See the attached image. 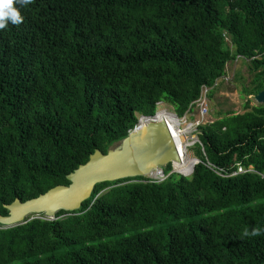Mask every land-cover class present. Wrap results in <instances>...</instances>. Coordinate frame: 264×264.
Here are the masks:
<instances>
[{
    "label": "trees",
    "instance_id": "1",
    "mask_svg": "<svg viewBox=\"0 0 264 264\" xmlns=\"http://www.w3.org/2000/svg\"><path fill=\"white\" fill-rule=\"evenodd\" d=\"M0 30V214L106 154L158 102L182 117L245 63L242 113L200 125L190 177L98 183L74 211L0 224V264H264V0H33ZM40 214V217H43ZM32 217V218H31ZM31 218V219H30ZM259 228L258 236H244Z\"/></svg>",
    "mask_w": 264,
    "mask_h": 264
},
{
    "label": "water",
    "instance_id": "2",
    "mask_svg": "<svg viewBox=\"0 0 264 264\" xmlns=\"http://www.w3.org/2000/svg\"><path fill=\"white\" fill-rule=\"evenodd\" d=\"M252 99L256 104L264 105V87ZM179 139L185 141L183 136ZM118 143L119 149L109 150L106 154L95 150L87 163L66 176L68 185H56L35 198L24 202L15 199L6 205L8 215L0 214V224L11 227L25 223L30 215L54 218L60 210H78L98 183L146 176L170 162L180 161L178 146L164 121L144 123Z\"/></svg>",
    "mask_w": 264,
    "mask_h": 264
},
{
    "label": "built area",
    "instance_id": "3",
    "mask_svg": "<svg viewBox=\"0 0 264 264\" xmlns=\"http://www.w3.org/2000/svg\"><path fill=\"white\" fill-rule=\"evenodd\" d=\"M220 79L226 80V77L223 76ZM218 80L214 83V87H217ZM210 88L206 86H202L199 97L193 101L187 112L182 117H177L175 113L167 112L166 110H160L162 115H158L159 111H156L153 116H139L137 118V123L134 128L139 127L140 125L147 123L149 121H164L169 129L170 136L178 146V152L180 156L179 164L181 163L182 166L176 167L179 164H175V162H170L168 165H171L172 171L170 173L179 175L181 177H190L192 174L193 168L197 165H203L207 170L211 171L215 175L224 178L227 176L233 177L236 175H240L244 172H253V170L248 167L247 169L243 170L240 166H235V172L228 175L222 169H219L212 164L208 163L207 161L202 163L200 160L196 159L194 156L192 158L187 156L188 150H191L195 144H200L196 133L200 125L205 124L200 119H203L204 116L207 114V98L208 92ZM158 102L156 106L160 104ZM197 111L198 118H194L192 121H187L186 116L190 115L193 116L194 111ZM141 119H143V123L141 124ZM133 128V129H134ZM183 136L185 141L181 142L180 137ZM183 151V153L181 152ZM188 165L189 167H187ZM186 166V167H185ZM145 177V181L143 182H150V183H158L165 179V176L161 170L158 168L157 170L153 171L152 173L147 174ZM36 218H41L40 216H35ZM43 219V218H41ZM48 219V218H45ZM51 220V219H49Z\"/></svg>",
    "mask_w": 264,
    "mask_h": 264
},
{
    "label": "rangeland",
    "instance_id": "4",
    "mask_svg": "<svg viewBox=\"0 0 264 264\" xmlns=\"http://www.w3.org/2000/svg\"><path fill=\"white\" fill-rule=\"evenodd\" d=\"M225 77L226 80L218 79V86L213 91L212 97L207 98V114L204 116L203 119H200L204 123L212 122L215 119V114L219 110H232L236 113H242L243 111V104L245 102V98L241 96V88L242 86L248 85L250 80V76L247 71V67L245 63L239 61L238 59L234 62L228 63L225 67ZM253 95L249 96L250 104L257 105L253 99ZM166 110L167 112L173 113L172 109L165 103H160L159 106H156V111ZM155 111V112H156ZM197 111L195 110L193 116L187 115V121H192L194 118H198ZM137 118L140 116L139 114L136 115ZM120 143L114 144L110 147V150H117L119 149ZM192 150H188L187 156L192 158L193 157ZM188 166V165H187ZM170 165V170L171 169ZM170 171V172H171ZM40 216V215H34ZM41 218H48L53 219V217L43 216Z\"/></svg>",
    "mask_w": 264,
    "mask_h": 264
},
{
    "label": "clouds",
    "instance_id": "5",
    "mask_svg": "<svg viewBox=\"0 0 264 264\" xmlns=\"http://www.w3.org/2000/svg\"><path fill=\"white\" fill-rule=\"evenodd\" d=\"M33 0H0V30L7 27L8 22L14 25L23 23V17L20 10L16 7L19 5L21 8L31 4ZM261 234L259 228H254L251 233L245 229L244 236H258Z\"/></svg>",
    "mask_w": 264,
    "mask_h": 264
},
{
    "label": "bare ground",
    "instance_id": "6",
    "mask_svg": "<svg viewBox=\"0 0 264 264\" xmlns=\"http://www.w3.org/2000/svg\"><path fill=\"white\" fill-rule=\"evenodd\" d=\"M158 115H159V116L162 115L161 111L158 112ZM143 122H144L143 119H141V122H140V123L142 124ZM181 152L183 153L182 150H181ZM178 162H179V161L175 162V164H179ZM179 166H182V164L180 163V164L177 165L176 167H179ZM186 166H187V165H186ZM186 166H185V167H186ZM187 167H189V166H187Z\"/></svg>",
    "mask_w": 264,
    "mask_h": 264
}]
</instances>
